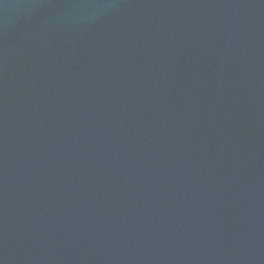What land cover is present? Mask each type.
I'll return each instance as SVG.
<instances>
[{
	"label": "water",
	"instance_id": "water-1",
	"mask_svg": "<svg viewBox=\"0 0 264 264\" xmlns=\"http://www.w3.org/2000/svg\"><path fill=\"white\" fill-rule=\"evenodd\" d=\"M0 264H264V0H0Z\"/></svg>",
	"mask_w": 264,
	"mask_h": 264
}]
</instances>
